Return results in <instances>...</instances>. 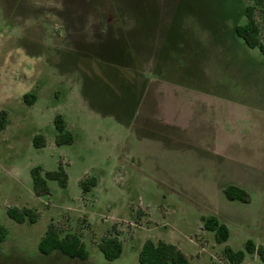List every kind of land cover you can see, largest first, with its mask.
Instances as JSON below:
<instances>
[{
	"label": "rangeland",
	"instance_id": "rangeland-1",
	"mask_svg": "<svg viewBox=\"0 0 264 264\" xmlns=\"http://www.w3.org/2000/svg\"><path fill=\"white\" fill-rule=\"evenodd\" d=\"M249 3L0 0V264H140L147 240L229 264L226 245H264V55L237 33ZM57 115L70 144L56 143ZM61 164L67 187L49 179L38 196L33 170ZM229 186L246 202L229 200ZM12 207L37 222H15ZM210 215L229 227L227 243L205 230ZM50 224L88 257L50 240L41 249ZM115 233L123 254L109 262L99 244Z\"/></svg>",
	"mask_w": 264,
	"mask_h": 264
},
{
	"label": "trees",
	"instance_id": "trees-1",
	"mask_svg": "<svg viewBox=\"0 0 264 264\" xmlns=\"http://www.w3.org/2000/svg\"><path fill=\"white\" fill-rule=\"evenodd\" d=\"M250 3L244 8L246 23L237 28V33L243 38L246 45L251 49H258L264 55V0H249ZM36 96L29 94L25 96V102L33 105L36 101ZM55 128L57 130L56 143L57 145H65L73 142V134L67 128V122L63 115H57L54 119ZM8 126L7 111H0V129L4 130ZM45 140L42 135L34 138V145L40 149ZM40 168H35L32 172L35 193L38 196L49 194L48 180H55L63 188L67 187L69 176L61 166L57 171L46 172L42 175ZM87 190V186H85ZM226 196L229 200H239L246 202L247 193L245 190L235 186H229L225 189ZM9 217L19 224H24L27 221L30 224L37 222L38 216L31 209H20L12 207L8 209ZM202 222L205 230L215 234V239L218 244H225L230 238V229L217 216H203ZM4 227L0 226V240H5ZM56 228L54 224H50L46 236L41 242L42 246L47 241H51L53 248H63V245H68L72 257L86 259L88 252L85 249L84 242L79 236L67 235L62 241L56 238ZM2 235V236H1ZM99 249L109 262L118 260L123 254V243L121 242L118 233L105 236L99 244ZM257 255L264 262V245L258 246L256 242L249 239L244 249L234 250L229 245L224 248V256L229 264H242L248 255ZM140 264H194L190 261L187 255L175 244L160 241L158 243L153 240H147L139 254Z\"/></svg>",
	"mask_w": 264,
	"mask_h": 264
}]
</instances>
